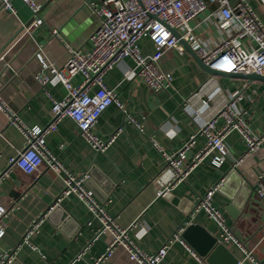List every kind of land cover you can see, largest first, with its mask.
<instances>
[{
  "label": "crops",
  "instance_id": "1",
  "mask_svg": "<svg viewBox=\"0 0 264 264\" xmlns=\"http://www.w3.org/2000/svg\"><path fill=\"white\" fill-rule=\"evenodd\" d=\"M11 1L14 12L0 7V54L16 41L5 56L7 66L0 63V101L6 106L0 107V174L3 172L0 198L6 200L8 206V212L0 219V228H3L0 253L14 250L11 264H69L72 260L71 264H93L105 252L108 235L91 240L101 222L75 194L61 198L59 209L52 217L48 218L47 213L29 242H22L32 223L55 203L61 191L62 174L53 172L45 164L33 174L16 166L8 167L9 157L26 144L19 127L9 121V112H14L29 127L42 128L50 121L52 98L61 99L66 88L61 82L43 86L36 74L44 63L60 66L70 48L81 51L91 48L90 35L99 18L90 3L98 7L101 3L100 0H36L41 22L24 32L22 28L30 22L32 13L22 0ZM246 1L264 29V3ZM216 8L215 3H210L208 10L191 21L192 26L200 22L196 32L208 45L215 44L222 35L220 28L203 21L209 10ZM137 43L142 54L152 52L148 37H142ZM237 43L247 49L256 45L246 36L237 38ZM157 66L173 74L171 85L159 91L151 90L139 76L131 74L135 62L130 56L104 73V84L115 91L123 105L122 109L109 105L93 126V132L101 138L115 135L106 150L91 147L78 135L74 121L67 116L57 123L54 131L45 135L46 149L58 158L66 171L76 175L91 171L85 184L105 203L115 223L129 228V237L147 253L155 252L186 221L199 223L219 237L217 222L204 209L192 215L191 209L199 195L220 178H226L232 161L243 154L245 145L238 132L233 131L226 137L229 153L219 166L211 164L207 156L166 194H156L157 181L164 182L168 178L162 171L165 165L162 152L173 154L197 129V118L190 111L199 110L201 100L208 98L210 102L204 109L209 114L219 105L221 92L237 94L238 105L246 110L249 126L254 131L264 132L262 80L248 79L240 73L210 74L185 48L183 52L167 49ZM82 80L83 76L76 74L71 81L79 84ZM199 88L198 95L193 96ZM188 97H191L190 102L186 101ZM186 102L190 105L188 109L184 107ZM222 123L220 118L218 126ZM204 144L205 137L196 134L186 152L187 159ZM258 170H264V142L237 168L242 183L239 184L236 175L226 178L214 192L212 203L220 209L225 223L243 246L253 251L258 264H264V211L253 190ZM183 241L173 240L158 264H198L191 252L193 248ZM88 242L87 249L76 258ZM224 245L237 257V264H252L237 244ZM105 262L135 264L121 246H116Z\"/></svg>",
  "mask_w": 264,
  "mask_h": 264
},
{
  "label": "built area",
  "instance_id": "2",
  "mask_svg": "<svg viewBox=\"0 0 264 264\" xmlns=\"http://www.w3.org/2000/svg\"><path fill=\"white\" fill-rule=\"evenodd\" d=\"M30 9L32 19L22 29L27 32L41 22L38 16L39 5L36 0H22ZM263 3L264 1L261 0ZM100 6L90 3L92 10L98 15L99 23L90 35L92 46L88 51L69 49L68 56L60 66L42 64L36 74L41 85L61 82L66 88V94L61 99L52 98L50 107V121L42 128L29 127L21 122L14 112H9V121L17 125L26 139L25 146L15 155L9 157L8 167L16 166L27 174H33L45 164L53 172L62 174L61 191L55 203L46 213L32 223L24 234L22 242L28 243L31 234L39 226L44 216L55 207L61 198L75 194L83 200L92 214L100 222V228L95 230L91 240L100 235H108L106 250L95 259L93 264H103L116 246H121L127 252L128 259L135 264H158L167 252L169 244L181 240V233L188 225L186 221L174 234L169 237L155 252L147 253L141 250L129 237L128 229L115 223L114 218L106 211L105 203L100 202L91 188L85 184L88 174H72L66 171L58 158L45 147V135L56 129L57 123L64 117H70L76 127L78 135L84 138L91 147L97 151L106 150L115 135L101 138L93 132V126L100 114L111 104L123 108L117 94L103 82L104 73L115 66L126 56L133 58L135 67L131 74L139 78L153 91L168 88L171 85L173 74L170 70L158 68V62L165 51L174 48L183 52L180 39L186 41L196 52L205 66L222 74L257 73L264 75V29L254 10L246 0H100ZM215 3L216 10H209L203 21L214 24L220 28L222 35L215 44H205L197 34L196 26L191 21L197 19L199 14L209 9V4ZM1 9L14 12L11 0H1ZM176 31L179 36L174 34ZM148 37L153 50L149 54H142L138 47V40ZM248 37L255 42V47L247 49L237 43V38ZM7 46L0 54V63L7 66L5 56L15 44ZM76 74L83 76L82 82L74 84L71 80ZM201 88V87H200ZM200 88L194 92L197 96ZM237 94L220 93L219 105L213 107L209 114L204 107H208L209 100L204 98L199 110H191L197 118V129L190 139L173 154L162 152L165 165L162 171L168 176L164 182L157 181L156 194L164 195L168 190L184 180L189 172L207 156L211 164L219 166L228 155L226 137L233 131L238 132L244 142L243 154L232 161L231 169L237 170L242 162L257 152L264 142V132L254 131L248 123L246 110L238 105ZM191 101V97L186 99ZM185 108H190L189 103ZM0 107H6L0 101ZM223 123L218 126V120ZM131 119V118H130ZM196 134L205 137V144L189 160L186 152L194 142ZM3 175V172L0 176ZM224 178L220 180L194 201L191 215L204 209L220 227L219 243L234 242L244 251L245 256L252 264H258L252 250L246 249L240 240L227 226L220 209L213 205L212 196ZM253 190L264 211V170H258L253 182ZM8 212L6 200L0 198V219ZM264 227V222L262 224ZM3 228H0V235ZM90 240V242H91ZM86 244L78 254V258L89 246ZM12 252L0 253V264H11L14 259ZM198 259V264H207L205 258L191 250ZM72 260L69 264H71Z\"/></svg>",
  "mask_w": 264,
  "mask_h": 264
},
{
  "label": "water",
  "instance_id": "3",
  "mask_svg": "<svg viewBox=\"0 0 264 264\" xmlns=\"http://www.w3.org/2000/svg\"><path fill=\"white\" fill-rule=\"evenodd\" d=\"M1 5V0H0ZM174 34L178 37L179 34L174 31ZM183 47L193 56L194 60L198 63L199 66L204 68L210 74L213 75H225L222 74L212 68H209L204 65L202 60L198 57L196 52L192 49V47L183 39L179 40ZM234 74V73H233ZM242 76L248 79H257L262 80L264 82V75H260L257 73H240ZM232 75V74H229ZM87 179L90 177L91 171L87 173ZM236 175L239 180V184L242 183L241 178L239 177L236 170L232 169L227 173L226 178L229 179L230 176ZM223 180L222 184L224 183ZM221 184V185H222ZM221 185L218 189H220ZM59 209V205L57 204L53 207L49 212L47 217L51 218L52 214ZM63 217L66 214H62ZM181 237L193 248V250L199 255L205 258V262L207 264H237V257L226 247V245L219 243L217 238L211 234L203 225L199 223H189L181 233ZM103 264H110V263H103Z\"/></svg>",
  "mask_w": 264,
  "mask_h": 264
}]
</instances>
